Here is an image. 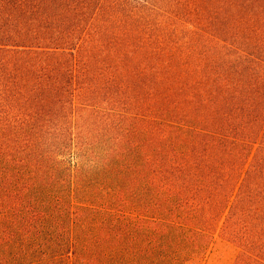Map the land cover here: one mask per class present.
<instances>
[{"label": "trees", "instance_id": "trees-1", "mask_svg": "<svg viewBox=\"0 0 264 264\" xmlns=\"http://www.w3.org/2000/svg\"><path fill=\"white\" fill-rule=\"evenodd\" d=\"M264 264V0H0V264Z\"/></svg>", "mask_w": 264, "mask_h": 264}, {"label": "rangeland", "instance_id": "rangeland-1", "mask_svg": "<svg viewBox=\"0 0 264 264\" xmlns=\"http://www.w3.org/2000/svg\"><path fill=\"white\" fill-rule=\"evenodd\" d=\"M233 258V250L222 242L217 241L202 264H232Z\"/></svg>", "mask_w": 264, "mask_h": 264}]
</instances>
